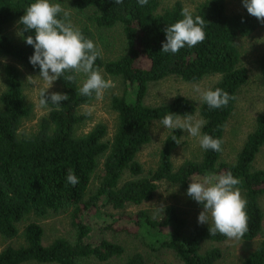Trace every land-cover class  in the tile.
Returning <instances> with one entry per match:
<instances>
[{
	"label": "trees",
	"instance_id": "trees-1",
	"mask_svg": "<svg viewBox=\"0 0 264 264\" xmlns=\"http://www.w3.org/2000/svg\"><path fill=\"white\" fill-rule=\"evenodd\" d=\"M78 10H92V22L97 28L109 29L120 25L126 51L119 58L103 61L98 57L94 67L110 77L120 78L122 94L112 96L110 108L117 117L115 132L108 138L107 127L95 125L89 132L78 135L88 117L82 107L95 96L78 92L79 77L68 82L60 77L61 93L69 98L61 101L62 110L49 103L47 116L41 119L35 134L20 137L18 130L32 112L23 94L18 69L3 67L4 90L0 94V235L6 239L19 236L17 225L26 216L37 217L67 213L73 229L71 240L54 239L43 244V230L34 222L23 227L21 247L8 246L0 252V264H147L141 253L126 254L124 246L110 241L104 234H126L137 240L147 251L169 250L179 264H215L221 258L218 248L204 249L208 243H221L227 237L210 236L207 224L187 221L175 207L166 206L163 218L157 221L143 210L128 212L154 198L159 183L179 186L185 192L190 182H202L208 174L231 172L240 180L241 196L247 200L248 231L240 239L251 242L262 234L264 214L260 198L264 196V170H255L253 162L264 147V112L255 120L233 163L220 160L221 152L202 150L199 161H185L178 168L172 163L173 151L179 146L181 129L171 130L158 153L155 169L144 173L137 157L151 142L150 129L169 113L193 116L198 112L205 121L201 134L223 140L239 90L248 75L240 65V53L235 45L238 38L252 35L264 28L255 17L245 13L227 12V0H207L193 15L206 21V38L194 47L180 49L177 54L160 52L165 41L164 29L182 19L183 5L178 0L162 13L161 0H148L140 6L137 0H71ZM35 0H0V57L24 65L31 72L29 57L33 47L20 36L13 41L4 33L5 27L17 23L28 5ZM19 32L23 30L18 25ZM83 36L93 41L88 27L79 28ZM24 36L33 35L24 32ZM264 86V50L258 58ZM71 73H66L68 75ZM218 76L211 90L221 88L235 99L219 109H210L201 101L196 109L184 97L167 104L149 106L145 103L149 90L157 83L175 77L194 83L205 77ZM223 145V143H222ZM221 145V147H222ZM78 177L76 186L67 184L68 170ZM95 187L91 190V184ZM191 199V198H190ZM195 205L202 208L196 201ZM97 215L98 217H96ZM242 264H264V240L251 251Z\"/></svg>",
	"mask_w": 264,
	"mask_h": 264
},
{
	"label": "rangeland",
	"instance_id": "rangeland-1",
	"mask_svg": "<svg viewBox=\"0 0 264 264\" xmlns=\"http://www.w3.org/2000/svg\"><path fill=\"white\" fill-rule=\"evenodd\" d=\"M177 1L161 0L159 2L158 12L162 13ZM206 1L186 0L181 2L183 8H188L193 13ZM50 2L61 4L63 9L70 14L69 18L74 27H88L92 31L93 42L101 51L100 57L103 61L115 60L125 53L126 43L120 25H115L109 29L97 28L91 19L93 13L91 9L78 11L72 6L71 0H50ZM226 8L227 12L234 14L247 12L243 7L242 0H227ZM18 32L17 23L6 26L4 30V33L13 41L20 40V36L17 35ZM235 45L240 53V65L245 68L248 79L246 84L238 92L234 111L230 116L224 132L220 160L226 163L234 162L247 136L253 131L256 118L264 112V86L258 67V58L264 50V28L256 30L248 37L238 38L235 41ZM7 64H12L18 69L22 80L23 94L32 107L31 115L22 121L18 130L20 137H28L36 133L41 119L47 116L48 109L39 107V90L40 88H46L47 84L37 78L39 72H31L19 62L7 57H0V94L4 90L3 67ZM101 74L106 80L112 81L114 86L105 91L102 99L97 100L94 98L91 103L81 108V114L86 115L85 113L89 109L92 114L86 115L88 119L79 128L78 135L86 134L97 124H103L107 127L108 138H111L115 132L117 117L110 108V101L112 96L122 94L124 84L120 78L110 77L103 72ZM29 76H32L33 78L31 79L36 80L37 83L33 84L28 78ZM78 77L81 86L85 77L83 74L78 75ZM217 80L218 76H209L198 82L187 83L178 78L169 77L150 88L145 103L149 106H157L167 104L176 97H184L192 102L197 109L201 100L199 94L194 90L195 86L199 85L201 89H211ZM47 91L49 94L52 92L61 93V86L56 80ZM192 117L194 119H201L198 112ZM170 131L160 123H154L151 126V142L142 148L137 157V161L142 165L145 174L155 169L158 161V153ZM202 150L198 138L191 137L182 130L180 144L172 154L174 168H178L185 161H199ZM253 168L255 170H264V147L256 156L253 162ZM95 184L96 182L93 181L91 190L94 189ZM166 206L176 208L181 217L187 221V230L193 224H199L197 217L202 211V208L195 205L190 197L187 196L186 192L179 186L164 182L158 184L152 201L140 207L130 208L128 212L132 213L143 209L153 219L160 221L163 218V211ZM260 206L264 214V196L260 198ZM159 208H162L163 211ZM95 216L98 217L97 215ZM31 222L37 223L42 228L44 245H48L57 238L72 239L73 229L67 213H50L42 218L29 214L17 225L19 230V236L17 238L6 239L0 235V252L8 246L21 247L23 245V239L21 237L23 227ZM104 237L124 246L126 254L128 255L136 252L141 253L147 264H179L173 252L169 250H160L158 252L147 251L137 240L126 234H104ZM262 240H264V222L262 234L251 242L229 240L226 238L221 243H208L204 246V249L216 247L220 250L221 258L215 264H242L247 255Z\"/></svg>",
	"mask_w": 264,
	"mask_h": 264
},
{
	"label": "clouds",
	"instance_id": "clouds-1",
	"mask_svg": "<svg viewBox=\"0 0 264 264\" xmlns=\"http://www.w3.org/2000/svg\"><path fill=\"white\" fill-rule=\"evenodd\" d=\"M117 5L123 0H113ZM140 6L148 0H137ZM247 13L264 24V0H242ZM69 13L60 3H51L50 0H35L24 10V14L17 21L23 30L17 35L24 39L27 45L33 47V54L29 63L33 68L39 67L37 78L46 82V88L39 90V107L48 109L49 103L55 110H62L61 101H67L66 93L52 92L48 89L60 77L65 81L75 82L77 76L83 74L78 92L82 96L102 99L106 90L113 87L110 80H106L100 70L94 67L95 61L101 56V51L94 42L83 36L81 30L73 26ZM182 19L167 25L164 29L165 41L162 42L160 52L177 54L185 46L191 48L202 43L206 38L204 31L206 21L199 15H193L188 8L181 10ZM33 35L24 36V32ZM66 73H71L65 75ZM33 84L32 76L28 77ZM194 90L199 94L200 100L210 109H219L228 105L235 99L221 88L201 89L199 85ZM86 115H91L89 109ZM205 121L194 119L191 115L181 116L169 113L163 117L160 124L169 130L181 129L189 136L198 138L203 150L222 151L223 141L208 134H201ZM172 141L179 145V140L173 136ZM79 183L78 177L72 169L68 170L67 184L73 187ZM240 180L225 172L219 175L208 174L202 182H190L186 194L188 197L202 205V211L197 217L199 224H207L210 236L221 234L229 240H240L248 231L247 213L245 211L247 200L241 196L237 185ZM163 211L162 208H159Z\"/></svg>",
	"mask_w": 264,
	"mask_h": 264
}]
</instances>
